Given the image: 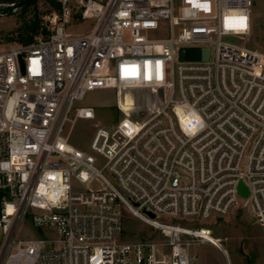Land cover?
Masks as SVG:
<instances>
[{"label":"built area","instance_id":"2783aa9c","mask_svg":"<svg viewBox=\"0 0 264 264\" xmlns=\"http://www.w3.org/2000/svg\"><path fill=\"white\" fill-rule=\"evenodd\" d=\"M58 2L47 36L0 49V264H199L190 247L222 248L197 225L249 207L264 229L253 0ZM75 13L89 32L69 30ZM103 89L123 118L77 147L72 126L95 117L77 103ZM125 212L156 234L121 239ZM27 218L45 237H20Z\"/></svg>","mask_w":264,"mask_h":264},{"label":"rangeland","instance_id":"374dc122","mask_svg":"<svg viewBox=\"0 0 264 264\" xmlns=\"http://www.w3.org/2000/svg\"><path fill=\"white\" fill-rule=\"evenodd\" d=\"M58 1V0H57ZM253 31L248 38L247 46L264 53V0H253ZM11 3H0V49L8 46L24 44L21 36L25 32L22 26L25 22H32L39 18L40 29L34 34V40L45 37L48 28L45 18L57 8L52 0H38L36 5L23 8ZM91 20H81L78 13L74 14L69 30L74 33H87L91 30ZM117 94L115 90H95L88 92L77 106H93V119H78L72 126L70 142L80 148L88 149L95 128L112 127L123 118V113L117 108ZM135 100L128 93L124 106L131 108ZM182 225H185L182 223ZM212 230L209 238L221 250L211 244L195 245L189 248L199 264H264V229L253 217L249 207H240L232 210L225 216H214L207 222L197 225ZM156 231L146 223L124 213L123 240H139L155 235ZM21 238L45 237L44 229L34 227L32 220L25 219L20 230ZM216 238H221L219 242ZM228 259V262H227Z\"/></svg>","mask_w":264,"mask_h":264},{"label":"trees","instance_id":"16d2710c","mask_svg":"<svg viewBox=\"0 0 264 264\" xmlns=\"http://www.w3.org/2000/svg\"><path fill=\"white\" fill-rule=\"evenodd\" d=\"M38 0H0V3H14V5L22 6L23 8H27L30 5H36ZM52 3L57 8V11L60 8V3L57 0H52ZM41 25L39 18L32 22H25L22 26V30L25 32L21 36V41L24 44H28L34 41V34L39 32Z\"/></svg>","mask_w":264,"mask_h":264},{"label":"water","instance_id":"95a60500","mask_svg":"<svg viewBox=\"0 0 264 264\" xmlns=\"http://www.w3.org/2000/svg\"><path fill=\"white\" fill-rule=\"evenodd\" d=\"M209 55L208 48H182L180 51L181 59H208ZM239 193L244 197L249 196V190L243 182L239 184ZM150 215L154 217V214L150 213Z\"/></svg>","mask_w":264,"mask_h":264},{"label":"snow or ice","instance_id":"6c2138e0","mask_svg":"<svg viewBox=\"0 0 264 264\" xmlns=\"http://www.w3.org/2000/svg\"><path fill=\"white\" fill-rule=\"evenodd\" d=\"M239 27L241 29L246 28V23H245V19L244 18L241 19L240 24H239Z\"/></svg>","mask_w":264,"mask_h":264},{"label":"crops","instance_id":"0c3cea01","mask_svg":"<svg viewBox=\"0 0 264 264\" xmlns=\"http://www.w3.org/2000/svg\"><path fill=\"white\" fill-rule=\"evenodd\" d=\"M227 262H228V259H227Z\"/></svg>","mask_w":264,"mask_h":264}]
</instances>
